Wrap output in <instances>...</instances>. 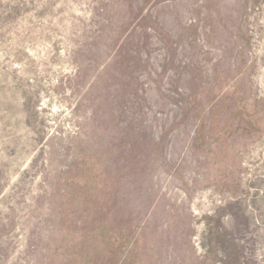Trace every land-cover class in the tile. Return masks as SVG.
<instances>
[{"label":"rangeland","instance_id":"rangeland-1","mask_svg":"<svg viewBox=\"0 0 264 264\" xmlns=\"http://www.w3.org/2000/svg\"><path fill=\"white\" fill-rule=\"evenodd\" d=\"M0 264H264V0H0Z\"/></svg>","mask_w":264,"mask_h":264}]
</instances>
